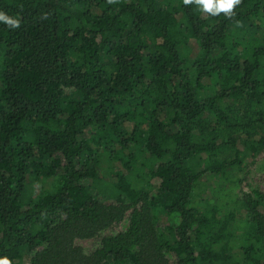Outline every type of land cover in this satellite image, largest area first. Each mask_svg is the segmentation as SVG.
<instances>
[{
	"label": "trees",
	"instance_id": "16d2710c",
	"mask_svg": "<svg viewBox=\"0 0 264 264\" xmlns=\"http://www.w3.org/2000/svg\"><path fill=\"white\" fill-rule=\"evenodd\" d=\"M0 12L20 21L0 22V258L264 264V191L196 189L237 188L264 153V0L231 17L183 0Z\"/></svg>",
	"mask_w": 264,
	"mask_h": 264
},
{
	"label": "rangeland",
	"instance_id": "374dc122",
	"mask_svg": "<svg viewBox=\"0 0 264 264\" xmlns=\"http://www.w3.org/2000/svg\"><path fill=\"white\" fill-rule=\"evenodd\" d=\"M117 172L118 169L116 173ZM238 177L240 178V185L237 188L234 187L233 185H226L217 188L215 187L216 179L213 178L206 183L200 182L199 184H196V189L201 190L205 187L206 189H209L208 192L211 196H215L214 194L217 193V190L221 191V193L230 192L231 194L234 195L238 193L240 194L241 192L249 193L251 187H255V186H259V188L264 191V153L254 158L253 161L251 160V163H249L248 171L244 172ZM53 185H55V183H53ZM46 187L50 189L51 184L48 183ZM210 190L212 191V193H210ZM110 234L111 233L107 232L100 239L77 240L75 242V245L76 247L82 248L85 252L88 253L91 250H93L102 241V239L108 237V235Z\"/></svg>",
	"mask_w": 264,
	"mask_h": 264
},
{
	"label": "clouds",
	"instance_id": "9594fccd",
	"mask_svg": "<svg viewBox=\"0 0 264 264\" xmlns=\"http://www.w3.org/2000/svg\"><path fill=\"white\" fill-rule=\"evenodd\" d=\"M109 3L114 0H108ZM185 5L195 3L199 6L200 10L204 13L211 14L213 16L224 13L231 17L234 15V8L241 3V0H183ZM0 22H4L10 28H18L20 21L8 16L4 12H0ZM0 264H11V261L7 258H0Z\"/></svg>",
	"mask_w": 264,
	"mask_h": 264
}]
</instances>
